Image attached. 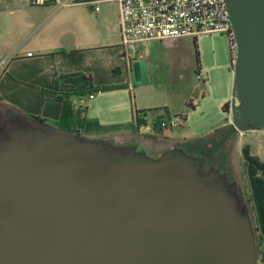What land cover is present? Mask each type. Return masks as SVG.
<instances>
[{"label":"water","instance_id":"water-1","mask_svg":"<svg viewBox=\"0 0 264 264\" xmlns=\"http://www.w3.org/2000/svg\"><path fill=\"white\" fill-rule=\"evenodd\" d=\"M236 54L227 132L264 131V0H225ZM147 82L144 60L130 63ZM236 185L203 158L17 114L0 129V264H257Z\"/></svg>","mask_w":264,"mask_h":264},{"label":"crops","instance_id":"crops-1","mask_svg":"<svg viewBox=\"0 0 264 264\" xmlns=\"http://www.w3.org/2000/svg\"><path fill=\"white\" fill-rule=\"evenodd\" d=\"M65 1L62 5L58 4ZM101 1L103 0H98ZM95 5L96 3L57 0L56 3L33 6L30 0H0V102L15 107L19 114L38 117L57 126L63 105L58 97L82 90L84 95L81 98L75 95L69 97L73 108L74 104L85 106L84 111L81 110L79 114L80 122L74 123L82 136L104 139L120 146H136L151 157H158L171 148L182 149L183 145L186 153L192 155L196 149L193 154L201 156L204 148L212 145L196 146L197 139L194 138H199L198 135L183 134L178 137L173 134L174 128L163 130L157 125L152 130L146 129V132L137 128L134 109L146 106H136L130 96L134 78L129 63L120 53L118 11L106 15L107 26L110 28L107 37L90 32L89 26L79 20L74 24L69 20L70 8H93ZM102 15L103 13L91 14V18L98 23ZM187 37L190 36L148 42L155 45L159 43L160 51L172 54L171 51L177 49L178 42H183ZM135 59L141 60L139 56ZM111 85L116 88L100 90L101 87ZM92 92L94 97L89 99L88 95ZM205 97L203 92L202 98ZM225 100L226 95L220 93L218 105H223ZM200 104L201 102L199 106ZM189 105L192 110L195 109L192 99L189 100ZM145 113L154 122L172 116L168 112L153 116ZM214 121L205 134L224 126V123ZM259 131L255 141L248 139L239 146L237 159H229L227 149L223 150V156L219 153L217 163L221 169H217L224 171L227 178L228 173L231 174L232 183L244 198L256 237L262 242L264 131ZM238 135L243 136V133L238 132ZM261 247L262 244H259V248Z\"/></svg>","mask_w":264,"mask_h":264},{"label":"rangeland","instance_id":"rangeland-1","mask_svg":"<svg viewBox=\"0 0 264 264\" xmlns=\"http://www.w3.org/2000/svg\"><path fill=\"white\" fill-rule=\"evenodd\" d=\"M97 5L99 6L98 11L89 6L70 8L68 10L71 12L69 20L72 24L79 20L89 26L90 32L107 37L110 28L107 26L106 15L116 13L118 4L115 0H103ZM101 13H103L101 21L96 23L91 18V14ZM192 39L193 37L190 36L182 40L183 42H178V47L175 51H171L172 54H164L160 51L159 43L157 45L150 44L148 41L137 43L138 54L136 56L145 61L148 80L142 84L133 83L130 96L136 106H146L142 109H148L146 112L149 116L165 112L175 118L178 116L184 118L185 115L184 125L174 128L175 133L173 134L178 137L183 134L200 136L194 138L197 139L195 143L198 147L214 145L222 138V135L228 134L229 141L222 142L219 153L223 156V150L227 149V157L235 160L238 158L239 146L248 139L255 141L259 130L242 131L243 136L238 135L241 131L227 132V129L225 133L223 131L214 134L205 133L210 129V124L215 122L214 120L224 123V127L228 124L227 113L222 110V105H218V97L223 92L224 96L226 95L225 101L232 99L234 78L232 64L236 49L235 47L230 48L229 39L223 33L200 34L196 36V46ZM203 92H205V98H202ZM190 99L195 105L193 110L189 105ZM86 102L88 103V100ZM199 102H201L200 106ZM182 111H184L183 114ZM142 130L146 132V128ZM194 150L192 155L196 156L193 153L197 150ZM228 175V181L232 183L231 174L228 173ZM256 243L258 247L257 264H262L261 248H259L262 242L259 239Z\"/></svg>","mask_w":264,"mask_h":264},{"label":"built area","instance_id":"built-area-1","mask_svg":"<svg viewBox=\"0 0 264 264\" xmlns=\"http://www.w3.org/2000/svg\"><path fill=\"white\" fill-rule=\"evenodd\" d=\"M57 0H30L33 6L56 3ZM85 4L96 3L98 0H72ZM118 4V28L120 33V53L129 63L136 60L137 43L167 38H177L200 34L223 33L229 39L230 48L236 49L234 32L225 0H115ZM65 2L58 3L64 4ZM31 53H28L30 55ZM235 58V56H234ZM233 58V61H234ZM94 93H89L92 99ZM232 100V99H231ZM81 101V99L79 100ZM81 106L74 104V109ZM231 101L226 111L227 122L230 121ZM136 117V114H134ZM140 128L168 130L184 124V118L169 116L157 122L150 121L146 113H141Z\"/></svg>","mask_w":264,"mask_h":264},{"label":"trees","instance_id":"trees-1","mask_svg":"<svg viewBox=\"0 0 264 264\" xmlns=\"http://www.w3.org/2000/svg\"><path fill=\"white\" fill-rule=\"evenodd\" d=\"M193 41H194V45L196 46V38H194ZM113 88H116V86H113V85L105 86V87H101L100 90H109V89H113ZM71 95H75L78 98H81L84 95V93L82 90L72 91V92L66 93L63 97L62 96L58 97L63 102V105H62L61 117H60L59 121L57 122V126L62 128V129L68 130V131L79 132V130L75 127L74 123L76 124V123L80 122L81 119L79 117V114H80L81 110L84 111L85 106L81 107L80 109L74 110L73 105L71 104V101L69 99V97ZM228 107H229V101H226L225 103H223L221 108L223 111H227ZM0 110H4V111H0V127L5 122H7L9 119L14 118L17 114H19V111L15 107H13L7 103H4V102H0ZM146 110H148V109H134V114H136V117H134V118H135V123H136L137 128H138V126L142 120V118H141L142 116H140V114L145 113ZM220 131L221 132L223 131V133H225L226 127L223 126L221 128H214L209 133L214 134V133L220 132ZM228 137H229L228 134L224 135V136L222 135V138H220L216 144H214L210 147L204 148V150L201 152V156H203L202 158L204 160V164H203L204 170H207L210 167L218 168L219 170L221 169V168H219V165L217 163L218 159L220 158L219 148H220L222 142L226 141ZM181 147L183 149L184 145ZM184 152H185V150H184ZM251 224H252V228H253V231L255 234V227H254L252 222H251ZM255 238H256V242L259 241V238L256 237V234H255ZM261 244H262V247L260 249V257H261L262 264H264V237L262 239Z\"/></svg>","mask_w":264,"mask_h":264},{"label":"flooded vegetation","instance_id":"flooded-vegetation-1","mask_svg":"<svg viewBox=\"0 0 264 264\" xmlns=\"http://www.w3.org/2000/svg\"><path fill=\"white\" fill-rule=\"evenodd\" d=\"M8 121H10V119H9ZM8 121H7V122H8ZM4 124H6V122H5ZM4 124H3V125H4ZM3 125H2V126H3ZM2 126L0 127V129L2 128ZM220 172H224V171H220ZM224 173H225V172H224ZM227 180H228V178H227ZM228 182L231 183V181H228Z\"/></svg>","mask_w":264,"mask_h":264}]
</instances>
